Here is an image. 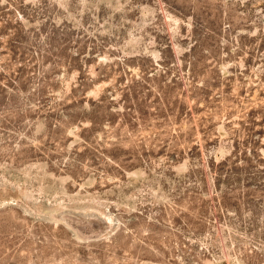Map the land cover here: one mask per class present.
<instances>
[{"label": "rangeland", "instance_id": "rangeland-1", "mask_svg": "<svg viewBox=\"0 0 264 264\" xmlns=\"http://www.w3.org/2000/svg\"><path fill=\"white\" fill-rule=\"evenodd\" d=\"M0 264H264V0H0Z\"/></svg>", "mask_w": 264, "mask_h": 264}, {"label": "bare ground", "instance_id": "bare-ground-1", "mask_svg": "<svg viewBox=\"0 0 264 264\" xmlns=\"http://www.w3.org/2000/svg\"><path fill=\"white\" fill-rule=\"evenodd\" d=\"M79 219H80V217H79ZM81 220V219H80ZM82 221V220H81Z\"/></svg>", "mask_w": 264, "mask_h": 264}]
</instances>
